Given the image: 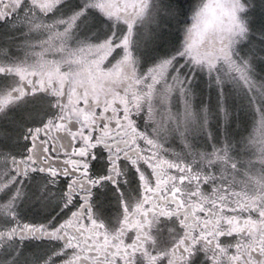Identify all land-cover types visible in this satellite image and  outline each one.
<instances>
[{"label":"flooded vegetation","instance_id":"flooded-vegetation-1","mask_svg":"<svg viewBox=\"0 0 264 264\" xmlns=\"http://www.w3.org/2000/svg\"><path fill=\"white\" fill-rule=\"evenodd\" d=\"M18 22L0 25V264H264V184L197 179L128 60L61 61Z\"/></svg>","mask_w":264,"mask_h":264},{"label":"rangeland","instance_id":"rangeland-1","mask_svg":"<svg viewBox=\"0 0 264 264\" xmlns=\"http://www.w3.org/2000/svg\"><path fill=\"white\" fill-rule=\"evenodd\" d=\"M77 2L48 0L45 7L50 12L47 15L39 13V7L35 6L21 14L17 31L24 35L26 43L36 52L55 55L61 61L72 60L75 64H93L100 68L105 65L106 59L116 66L128 60L130 69L140 82L145 117L151 130L152 125L148 121L156 119L148 112L153 96L142 85L140 56L130 46L115 52L125 24L139 27L141 21L147 22L158 14L159 27L170 42V50L177 49L182 41L186 42L190 30L201 19L197 13L205 4L211 3L213 9L203 14L204 20H210L211 24L200 48L220 59H224L229 52H236L245 58L251 53L254 59L248 64L240 63L239 59L230 61L231 71L237 78L235 86L245 99L248 96L246 88L257 98L260 96L258 89L264 90V85L260 83L264 80L261 76L264 63L255 59L264 48V41L258 38L259 33H264L262 0H195L185 20L177 5L160 0H80L96 9L93 13L95 23L87 28L83 25L75 27V15L79 11ZM143 3L150 4V9L142 12L140 6ZM101 4L103 8L99 7ZM200 26L204 28L203 20ZM153 27L155 29L156 26ZM113 32L114 40H110L109 34ZM220 38H223V49ZM235 108L236 103L233 102V111ZM212 128L215 140L200 137L190 147L179 140H165L152 131L176 152L179 160L190 166L197 179H211L217 183L257 180L264 184V117L254 113L251 104H247L240 109L239 116L233 114L226 129L219 126V121Z\"/></svg>","mask_w":264,"mask_h":264},{"label":"snow or ice","instance_id":"snow-or-ice-1","mask_svg":"<svg viewBox=\"0 0 264 264\" xmlns=\"http://www.w3.org/2000/svg\"><path fill=\"white\" fill-rule=\"evenodd\" d=\"M34 7L31 2L15 0L12 11H0V25L15 26L13 22ZM99 7L103 8L104 5ZM140 7L143 12L151 5L143 3ZM76 8L79 11L75 15V27H91L95 23L93 13L96 9L80 0ZM212 9L213 4H205L197 13L201 19L190 30L186 42L182 41L180 48L170 50V42L162 27H159L157 14L147 22L141 21L139 27L123 25L121 41L117 42L115 49V52H120L130 46L140 56L142 85L153 96L148 108L149 114L156 118L148 121L152 130L165 140H179L189 147L200 137L215 140L212 125L219 121V126L226 129L231 124L233 114L239 116L244 105L251 104L253 112L264 117V90L258 89L260 96L257 98L254 92L246 88L248 96L245 99L235 86L237 78L231 71L230 61L239 59L240 63L248 64L254 59L251 53L245 58L236 52H229L224 59H220L200 48L207 27L211 24L210 20H204L203 14ZM202 20L203 29L200 26ZM153 26H156L155 29ZM114 36L113 32L108 38L114 40ZM258 38L264 41V33H259ZM220 40L223 49V38ZM255 59L264 63V48ZM261 76H264V69ZM260 83L264 85V80ZM233 102L236 103L234 111ZM212 146L215 147L214 144ZM17 256H9V264H15Z\"/></svg>","mask_w":264,"mask_h":264},{"label":"trees","instance_id":"trees-1","mask_svg":"<svg viewBox=\"0 0 264 264\" xmlns=\"http://www.w3.org/2000/svg\"><path fill=\"white\" fill-rule=\"evenodd\" d=\"M163 2H168L174 5H177L178 8L181 9V17L186 19L188 12L190 10V5L195 1V0H160ZM188 11V12H187Z\"/></svg>","mask_w":264,"mask_h":264}]
</instances>
